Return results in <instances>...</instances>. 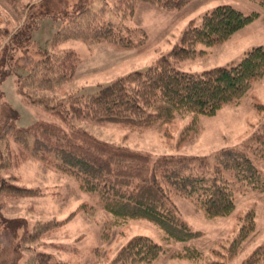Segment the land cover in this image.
<instances>
[{"label": "trees", "instance_id": "obj_1", "mask_svg": "<svg viewBox=\"0 0 264 264\" xmlns=\"http://www.w3.org/2000/svg\"><path fill=\"white\" fill-rule=\"evenodd\" d=\"M6 1L20 18L24 17L21 0ZM97 1L100 9L94 8ZM192 1L78 0L73 10L60 11L45 3L43 10L26 14L13 29L0 13V40L5 53L0 72L10 51L32 43L33 32L43 18L53 16L64 21L53 38L54 47L76 40L131 49L144 45L147 39L143 30L126 24L139 5L177 11ZM253 1L264 7V0ZM259 18V12L246 15L231 5L217 6L202 16L200 25L191 21L181 42L148 69L124 75L88 95L72 92L60 99H48L38 94L55 91L73 81L81 62L75 50L52 52L35 62L20 83L24 101L41 107L57 121L38 120L20 127L8 120L0 129V212L9 201L45 195L41 188L18 186L3 176L34 160L50 171L72 177L79 183L80 191L98 193L103 208L114 218V225L145 220L163 231L167 247L149 236L136 235L107 264H159L164 256L204 262L206 253L190 244L203 234L183 217L174 198L185 199L207 218L216 219L236 212L239 195L264 193V171L255 162L264 159V124L243 145L219 150L213 156H153L100 140L75 122L112 123L144 131L172 124L186 114L212 117L226 104H239L251 91L253 82L264 79V46L249 49L237 65L200 73L182 71L180 63L198 54V44H223ZM76 215L73 212L64 221L36 222L31 229L24 218L4 219L0 222V248L11 256L4 264H69L41 248L46 245L45 239ZM256 232V215L250 211L229 245V258L236 257ZM173 243H182L183 247L173 250ZM242 264H264V246L256 248Z\"/></svg>", "mask_w": 264, "mask_h": 264}, {"label": "rangeland", "instance_id": "obj_2", "mask_svg": "<svg viewBox=\"0 0 264 264\" xmlns=\"http://www.w3.org/2000/svg\"><path fill=\"white\" fill-rule=\"evenodd\" d=\"M77 2L78 0H21L20 4L25 17L30 12L43 10L45 3L60 11L73 10ZM222 5H231L246 15L259 12L260 18L223 44L212 47L198 44V54L184 59L180 63V69L200 73L216 67L237 65L249 49L264 46V7L258 1L193 0L177 11H165L141 4L133 19L126 21V24L143 30L147 39L144 45L131 49H123L111 43L88 44L76 40L54 47L53 38L62 29L64 21L53 16L41 19L33 32L32 43L6 54L8 57H5L0 72V129L8 120L15 121L20 127L29 126L38 120L57 121L41 107L25 102L20 86L35 62L46 55L73 49L79 54L81 62L73 81L61 85L55 91L39 92V96L60 99L72 92L80 95L97 93L115 79L148 69L161 55L181 42L183 31L191 21L200 25L206 12ZM100 7L101 3L95 2L94 8ZM26 8L29 9L26 11ZM0 13L11 29L17 28L19 22L24 20L6 0H0ZM3 45L4 42L0 40V63L5 54ZM75 124L84 127L100 140L122 144L153 156H213L219 150L243 145L264 124V79L253 82L251 91L239 104H226L212 117L186 114L172 124L144 131L88 120L76 121ZM190 126L193 128H189ZM255 162L264 171V159ZM3 176L18 186L41 188L45 195L9 201L7 207L0 212V222H4V219L24 218L30 223L31 229L36 222L64 221L76 212L75 218L45 239L46 245L41 248L52 253L56 259L69 264H107L136 235L149 236L157 243L168 246L163 242V231L149 221L135 220L114 225V218L103 208L98 193L80 191L79 183L72 177L50 171L38 161H29L18 169L3 173ZM174 200L183 217L195 230L202 232V237L190 244L204 251L207 257L204 262L197 263L164 256L159 264H208L213 261L242 264L256 248L264 246V193L248 192L239 195L236 212L230 217L216 219L207 218L185 199L175 197ZM250 211L256 215L257 232L243 245L236 257L229 258V245L238 233L242 219ZM52 244L56 246L52 247ZM182 247V243L170 245L173 250H180ZM6 252L8 250L0 248V264L11 259Z\"/></svg>", "mask_w": 264, "mask_h": 264}]
</instances>
